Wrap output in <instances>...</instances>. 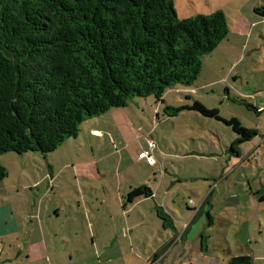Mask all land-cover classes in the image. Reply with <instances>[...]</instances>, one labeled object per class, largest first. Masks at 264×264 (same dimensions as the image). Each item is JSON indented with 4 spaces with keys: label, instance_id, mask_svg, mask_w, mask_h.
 Instances as JSON below:
<instances>
[{
    "label": "rangeland",
    "instance_id": "obj_1",
    "mask_svg": "<svg viewBox=\"0 0 264 264\" xmlns=\"http://www.w3.org/2000/svg\"><path fill=\"white\" fill-rule=\"evenodd\" d=\"M250 2L174 0L180 19L197 14L209 15L217 10L228 17L242 10L251 24L255 22L248 50L261 48L252 56H247L234 72H228V69L213 72L210 60L205 59L206 68L200 72L193 87L168 89L163 95L165 104L162 107L153 96L135 99L130 107L121 110L125 115L117 114V119H114L121 125H113V113L94 119L115 128V132L124 133L123 128L128 126L131 139L125 132L122 134L124 140L127 135L131 142H137L133 131L137 138L143 135L154 140L155 171L159 175L163 167H167L163 186L167 185L168 191H171L168 199L172 212L168 213L178 228L175 239L179 241L178 246L171 253L167 252L173 244L161 249L173 238L174 231L164 229V222L154 213L143 221L141 228L134 227L135 247L130 248V238L120 232L124 227L128 229L121 213L122 204L119 205L121 197L123 202L126 200L124 188L115 189L110 181L103 187L102 179L98 180V176H93L94 172H89L92 169L82 174L76 172L73 176L75 169L72 165L89 161H97L100 172L107 170L111 174L117 162L112 144L119 148L127 143L132 145L128 139L121 141L118 136L115 143L111 141L112 144L108 139L101 138L102 149L92 154L91 137L87 130L83 131V124L78 142L71 138L48 155L28 152L20 156L9 152L0 156V163L8 172L0 182V264H67L70 255L73 256L71 264H228L232 257L244 255L250 256L253 264H264V65L261 64L264 38H259L260 32L264 35V22H261L264 18L253 12ZM253 3L264 7V0H253ZM205 79L209 83L217 82L201 88ZM183 90L196 91L193 98L187 99L189 96ZM240 100L262 113L257 115L255 111L248 110L239 103ZM195 101L209 111L217 110L223 119L236 118L242 126L259 131L258 136L240 145L239 159L235 160L236 156L228 151L237 138L231 127L190 109ZM166 107L181 111L178 115H167L164 111ZM129 159L121 166L122 171L129 170L130 175H122L126 181L136 179L133 173L144 168L137 164L139 161L135 154ZM67 164L68 167L65 166ZM49 168L53 171L51 179ZM157 182L160 186L161 179L158 177ZM80 185L84 187L87 204L79 212L73 199L80 197ZM162 190H159L158 196L163 201ZM207 197L209 201L204 209H209L211 219L206 212L194 218ZM162 201L158 199V207L166 213L168 208L162 206ZM151 202L137 209L150 212L152 204L156 206V202ZM91 209L103 216L106 231L99 238L101 244L114 240L116 245L104 252L92 246V235L82 217L85 211L91 212ZM56 210L60 213L59 219L49 224ZM191 220L190 227L182 235ZM43 228L49 230L52 236L49 242L62 250L60 254L43 250V237L48 240ZM76 228L79 232L72 239L69 230ZM143 231L148 234L149 240Z\"/></svg>",
    "mask_w": 264,
    "mask_h": 264
},
{
    "label": "trees",
    "instance_id": "obj_2",
    "mask_svg": "<svg viewBox=\"0 0 264 264\" xmlns=\"http://www.w3.org/2000/svg\"><path fill=\"white\" fill-rule=\"evenodd\" d=\"M254 11L264 17V7ZM228 34L221 10L180 19L174 0H0V156L53 153L78 137L84 122L137 98L153 96L165 104L168 89L194 85L204 57ZM190 109L231 127L237 138L228 151L236 157L240 145L259 134L198 101ZM7 175L0 163V182ZM150 196L142 186L125 201ZM156 210L163 227H172L166 213ZM228 264L253 260L235 256Z\"/></svg>",
    "mask_w": 264,
    "mask_h": 264
},
{
    "label": "crops",
    "instance_id": "obj_3",
    "mask_svg": "<svg viewBox=\"0 0 264 264\" xmlns=\"http://www.w3.org/2000/svg\"><path fill=\"white\" fill-rule=\"evenodd\" d=\"M249 2L251 4L250 6L253 5V7H252L253 12L255 14H257L254 11V8L260 7L259 3L255 5L253 3V0H249ZM262 6H264V5H262ZM210 12H213V11H210ZM261 17L264 18L263 16H261ZM227 18H228L229 34H228L227 38L225 40H223L211 54L204 57L201 71H203L206 68V66H205V59H206V61L210 60L211 71H213V72H216L217 70H221V72H222V71H225L227 69H228V72H230L231 70H232V72H234L238 68V65H240L245 59H247L246 58L247 56H252L253 52L259 51V49L261 48V47L260 48L256 47V49L248 50L249 49L248 43L251 41L252 37L254 36L253 25L255 24V22H252V24H251L249 21L250 20L249 17L245 16L243 14L242 10H239L235 13H232ZM261 22L263 23L264 21L262 20ZM259 38H264L263 32L259 33ZM262 53H264V51ZM261 61H263V63H261V64L264 65V54L261 55ZM208 69H210V66H208ZM228 74L231 75L233 73H228ZM216 82L217 81L209 83L205 79L204 85H201V88H207L208 86H210ZM195 91L183 90V92L186 93V96H189V97H187V99L193 98L194 97L193 93ZM189 93H191V94H189ZM225 93L228 94L227 89H225ZM134 101H133V103H134ZM164 102H165V100H164ZM159 104H161V107H162V105L164 103H159ZM128 107H130V106H128ZM121 110H123V109H111L107 112L109 114L113 113V114H111V115H113L111 117V120L113 122V125H115V126L121 125L120 122L114 120V119H117V114L125 115L123 113V111H121ZM104 115H106V114H104ZM104 115L97 117V118L90 119V120L83 123V124H85V129H83V131L87 130L88 135L91 137L89 143H90V150H91L92 154H94L95 150L100 151L102 149V148H100L102 146L101 143L103 142L101 140V138L108 139L109 143H111V141H113L115 143V137L118 136L121 139V141H125L126 139H128V137L125 134L126 138L124 140L122 138V134L127 132L128 136H130L129 138L131 139V134L128 130V128H129L128 126H125V129L123 128L124 133L121 131L115 132V131H113L115 128L112 129V127H109L108 125H106L105 122H103V121L96 122V120H94V119L103 118ZM133 132L135 133V138H136L137 142L134 143L133 141L131 142L130 139H128V141L131 142L132 145H130V143H127L126 145H121V148H119L118 145L111 143L112 149H113L112 153L116 154L115 158L117 160L116 167L113 169L111 174H109V171H107V170L105 172H100L99 171L100 168L98 167L97 161L96 162H90L89 161L85 164L72 165V168L75 169L73 176L76 175V172L82 174V173L88 172L87 171L88 169H92V171H89V172H94L95 174H93V176H95V177L98 176V180L102 179L101 183H103V187H105L104 183L109 184L108 182L110 181L111 186L113 188H115V189L124 188L123 189L124 190L123 191L124 196H127V194L135 188H139L142 186H147L150 188V190H151V196L150 197H138L131 203L130 202L126 203V201L123 202L122 197H121V200H119V202H120L119 205L122 204L121 213H122L123 217L125 218V225L128 226V229H125V227H124L121 229L120 232H121L122 236H126L127 238H130V240H129L130 248L135 247L134 237H133V236H135V233H136L135 229L141 228L143 225V221H145L148 216H153L154 213H156V215H157V210H155V208L156 207L160 208V207H158L160 204V203H158V199H160V202L162 201V199L159 198L158 194L160 192L159 190L163 189L161 192L164 194L165 200L162 201V206H165V208H168V210L166 209L167 212L166 211L165 212H166V215L168 216V219L170 218L172 221V227H170V228H164L163 227V228L173 230L174 236H173V238L170 237L171 238V239H169L170 244L169 243L165 244L164 246L161 247V249H167L168 247H170L171 244H173V246H171L170 251L167 252V253H171L174 250V248H176L178 246L179 241H175V239L178 235V228L176 227V223H175L173 217L169 214L170 212H172L171 208L169 207V199H168L169 196H171V191H168L167 185L163 186L164 185L163 180L166 177L167 167L164 166L163 167L164 170L162 169L163 172L161 171L159 173V175L157 174L158 171H155L156 159L154 157V152H153V159H154L153 164H150L149 162H147V160L138 159V155L146 148V143H145L146 137H144L142 135L141 137L137 138L136 132L135 131H133ZM79 133H80V131H79ZM93 138H96L97 141H92ZM72 139L75 143L78 142L79 141V134H78V137L72 138ZM240 152H241V150H240ZM80 153H83V152H80ZM133 154L136 155V158L139 161L137 164H141L142 166H144V168L138 169V172H136L135 174L133 173V175L136 176V179H133L132 181H126V179L122 175H130L128 173L129 170L122 171L121 166L127 160H131L129 158L133 157ZM102 159L103 158H101L100 160H102ZM237 159H239V157H236L235 160H237ZM137 160H136V162H137ZM234 163H236V162H234ZM65 166L68 167L69 164H67ZM80 168H81V171H80ZM160 169H161V167H160ZM48 173H49L50 179H51L53 177V171L51 168H49ZM157 177L161 179L160 186H159V183L157 182ZM122 179L124 181L123 185H122ZM50 181L52 182V180H50ZM75 188H76V192H77V186H75ZM80 188L82 189L81 195L78 193V196H80V197H75V199H73V201L77 204V209L79 210V212L81 210L83 211V205L87 204V198L83 192L84 187L80 185ZM91 192H92L91 194H93V190ZM258 193H260V192H258ZM206 199L208 200L209 197H207ZM206 199H204V201ZM151 201L156 202V206L154 207L152 204L150 212H147V210L145 212L144 211L141 212L140 210L137 209V207L142 205V204H145L148 202L152 203ZM204 201L202 202L201 206L199 207V209L195 213L194 218H196L198 215H200V213L204 212L205 209H203L204 207L202 206ZM153 209H154V212H153ZM97 212L98 211H95L93 209H91V212H89L87 210L84 212L82 217H83L84 221L87 222V228H88L90 234L92 235V246L94 248H96V250L101 249L102 252H104V251L108 250L109 248L116 246V245L114 244V240H112L111 243L106 244V245L101 244L102 241L99 238L102 237V234L106 230H105V225L103 224V222H104L103 216H101L100 213H97ZM134 212H135V214H133ZM92 213H94V214H92ZM59 216H60V213L58 212V210H56L54 212V215L51 217V219H49L48 223L51 224L52 222L53 223L56 222L59 219ZM111 218H112V216H111ZM74 221H75V218H74ZM131 221H133V223H131ZM192 221L193 220H191V222L189 224H187L186 229L183 230L182 235H184L186 233V231L190 227ZM134 227H135V229H134ZM78 232H79L78 228H76V230L75 229L69 230V235L73 239L75 237V233L78 234ZM152 232L155 233V231H152ZM43 233H44V236L48 237V240H46V238L43 237V241L41 242L43 250L53 252L56 255L60 254L59 252H61L62 250H59V248L57 246H55L49 242V239L52 238V236H50L49 230L46 228H43ZM143 233L145 234L146 239L149 240L148 234L145 231H143ZM181 239H182V236H181ZM66 243H67V241H65V244ZM98 245H100V247H98ZM72 252H75V251H72ZM60 262H62V261H59V263ZM72 262H73V256L70 255V257L68 258L67 264H71Z\"/></svg>",
    "mask_w": 264,
    "mask_h": 264
},
{
    "label": "built area",
    "instance_id": "obj_4",
    "mask_svg": "<svg viewBox=\"0 0 264 264\" xmlns=\"http://www.w3.org/2000/svg\"><path fill=\"white\" fill-rule=\"evenodd\" d=\"M260 0H257V2ZM146 148L138 155V159L140 160H147L150 164L154 163L153 159V151L156 148V145L154 143V140L151 138L146 137L145 138ZM151 264V262L149 263Z\"/></svg>",
    "mask_w": 264,
    "mask_h": 264
}]
</instances>
